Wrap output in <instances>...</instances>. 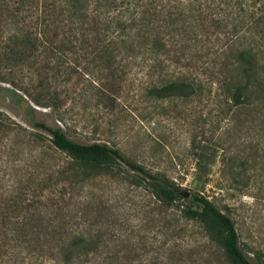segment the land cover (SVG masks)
I'll return each mask as SVG.
<instances>
[{"label":"rangeland","instance_id":"obj_1","mask_svg":"<svg viewBox=\"0 0 264 264\" xmlns=\"http://www.w3.org/2000/svg\"><path fill=\"white\" fill-rule=\"evenodd\" d=\"M242 1L264 4V0ZM230 31V25L219 33L208 29L207 59L234 40ZM255 34V39L262 35ZM258 49L264 59V45ZM76 56L81 58L70 64L67 80L52 76L51 70L43 78L40 67L57 59L44 52L17 64L0 61V200L22 190L24 198L36 200L33 212L39 217L38 227L84 213L92 228L101 226V240H113L98 258L108 255L112 264L154 256L167 264L169 249L174 254L168 264H224L220 248L199 224L180 216L187 199L159 205L148 190L122 175L76 173L68 183L67 173H58L67 157L51 148L44 131L32 127L34 122L58 125L73 140L108 142L127 159L164 173L187 192L205 195L233 220L251 264H264V132L256 123V113L220 112L222 104L209 82V92L198 98L152 99L146 91L157 81L156 75L149 76L141 55L127 61L123 53L116 54V72L123 78L112 83L103 61L86 63L91 55L66 53L70 60ZM101 88L112 91L113 99L102 96ZM31 96L46 105L33 104ZM226 154L249 158L244 175H236L237 168L235 172L224 168ZM33 191L38 195L33 196ZM79 201H88L99 214L87 215ZM10 220L5 224L11 226ZM35 223L30 219L24 226Z\"/></svg>","mask_w":264,"mask_h":264},{"label":"trees","instance_id":"obj_2","mask_svg":"<svg viewBox=\"0 0 264 264\" xmlns=\"http://www.w3.org/2000/svg\"><path fill=\"white\" fill-rule=\"evenodd\" d=\"M228 25L234 40L216 48L214 58L207 59L208 29L219 33ZM255 32L262 33L259 39H255ZM261 45H264V4L256 1L0 0V61L17 64L26 56L44 52L57 59L53 65L46 60L40 67L43 78L51 70L52 76L63 75L67 80L72 74L70 64L77 63L81 56L70 60L66 53L81 51L91 55L83 58L86 63L103 61L112 83L123 78V74L116 72V54L123 53L127 61L141 55L149 76L156 75L157 81L146 91L152 99L198 98L209 92L206 83H213L222 104L220 112L256 113L255 119H259L256 123L264 132V59L258 49ZM98 92L113 99L112 91L101 88ZM30 101L46 105L34 96ZM32 127L44 131L51 148L67 157L58 173H67L68 183L76 173L122 175L148 190L159 205L187 199L188 203L179 209L180 216L199 224L220 248L224 264H251L239 244L233 220L202 193L187 192L164 173L127 159L108 142L76 141L60 126L43 122H34ZM224 158L226 170L235 172L237 168L236 175L245 174L247 156L226 154ZM235 159L239 161L235 163ZM52 173L47 174V180ZM20 192L23 191L18 189L17 195L0 200V264H112L108 255L98 259L107 252L101 250L113 241L101 240V226L92 228L93 223L80 213L69 215L61 224L48 220L38 227L39 217L33 212L36 200H28ZM78 203H84L87 215L100 212L89 208L88 201ZM8 218L14 222L11 226L5 224ZM30 219L36 221L35 225L24 226ZM173 254L172 250L167 251V264ZM132 261V264L163 263L157 256Z\"/></svg>","mask_w":264,"mask_h":264}]
</instances>
